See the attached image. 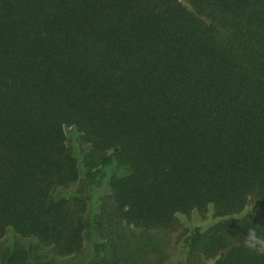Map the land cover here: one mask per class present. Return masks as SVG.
<instances>
[{"label": "trees", "instance_id": "trees-1", "mask_svg": "<svg viewBox=\"0 0 264 264\" xmlns=\"http://www.w3.org/2000/svg\"><path fill=\"white\" fill-rule=\"evenodd\" d=\"M65 127L89 147L82 178ZM114 162L93 213L57 196ZM204 212L176 237L189 264H264V0H0V239L167 264L132 228Z\"/></svg>", "mask_w": 264, "mask_h": 264}, {"label": "rangeland", "instance_id": "rangeland-1", "mask_svg": "<svg viewBox=\"0 0 264 264\" xmlns=\"http://www.w3.org/2000/svg\"><path fill=\"white\" fill-rule=\"evenodd\" d=\"M66 142L68 147L77 156L79 168L81 169V178L83 175V165L81 157L87 147L82 143L80 134L73 127H65ZM127 173V167L123 164L112 163L102 169L101 183L95 186H88L80 178L70 188L60 190L57 196H69L75 191H81L88 201V213L95 211L96 200L108 192V184L111 178L120 177ZM255 213H262L259 208H254ZM210 212H204L200 215H189L179 219L177 229L174 231L150 230L141 231L132 228L129 238L133 248L143 253H148L152 257H164L167 264H189L186 259V249L177 242L176 237L186 225H199L206 227L211 222ZM90 241L85 239L83 250L68 257H53L48 249L42 248L32 238L21 237L13 231H8L0 239V264H7V258H11L17 251H24L22 264H45L52 261L54 264H87L90 259ZM23 258V257H22Z\"/></svg>", "mask_w": 264, "mask_h": 264}]
</instances>
